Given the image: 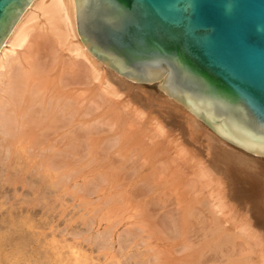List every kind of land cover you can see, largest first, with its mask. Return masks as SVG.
Returning a JSON list of instances; mask_svg holds the SVG:
<instances>
[{
	"label": "bare ground",
	"instance_id": "bare-ground-1",
	"mask_svg": "<svg viewBox=\"0 0 264 264\" xmlns=\"http://www.w3.org/2000/svg\"><path fill=\"white\" fill-rule=\"evenodd\" d=\"M166 74L165 72L160 80L154 82L156 86L161 84ZM133 83L101 65L85 50L76 32L73 0H31L28 3L0 46L1 235L3 231L8 235L10 230H13V235L19 234L18 227L15 228L20 223L16 225L19 201L30 205L47 196L43 188L49 189L52 185L60 184L61 178L65 176L63 172L70 166L69 156L77 157L78 153L84 150L90 153L94 140L92 138L100 127L108 128L109 131L114 126H119L122 131L119 132L120 136L113 141H105L104 148L106 145V148L110 149L114 145L122 144L126 139L136 140L131 149L132 152L143 156V162L139 168L131 171V176L143 166L152 167L145 178L137 177L140 180L136 183L141 184L137 185L133 194L130 193L134 197L131 198L141 201L159 186L161 192L159 194L156 192L158 195L147 203L145 207L148 210L143 207L145 209L143 216L145 214L149 216L146 217L147 221L145 223L141 221V225L135 226L136 228L130 227L128 232L126 229V232L116 237L118 249L115 251V243H109L111 233L107 231L110 227L106 229L107 233L103 231L102 234H96L98 237H89L100 258L101 256L105 258L112 252L106 264H131L133 255H125L127 245L130 246L136 239L141 244L146 243L148 235V239H153L151 236L157 235L160 243L178 238V242L174 244L176 253L177 247L185 251L178 264H264V245L260 241L263 238L258 240L259 238L252 234L255 230L251 228V224L248 225L249 220L244 214L240 216L239 208H233L234 206L228 208L230 202L242 207L243 202L253 201L252 197L256 193L253 185L238 177V173L241 170L243 173V170L248 169L247 167H250L249 165L257 158L262 157L251 155L225 142L159 90L164 101L172 107V111L163 113L165 117L160 118L146 117L142 110L138 112L135 109L128 110V105H122L124 102L108 99L109 94L117 96L118 91L129 98L127 93L129 92L131 96L137 97L135 100H140L149 107L150 102L145 97L139 94L141 99H138L137 92H132ZM100 117L102 118L99 121ZM177 130L181 133L175 134ZM128 132L132 134L131 137H128ZM102 177L100 174L101 179L96 178L99 183L108 179L107 176V179ZM222 178L226 180V185L223 184ZM62 181L66 182L64 179ZM98 182L97 185L92 182L96 186L87 189L88 195L99 189ZM60 187L63 186L60 184ZM37 189L43 193V196L38 198L39 193L38 199ZM207 189L210 190L209 194L216 197L215 206L219 216L209 211L211 202H208L206 197ZM46 199L50 201L47 197ZM151 202V206L158 209L157 213L150 210ZM247 208L253 216L258 214L255 216L256 221L261 222L259 217L263 216L260 211L257 212L256 205ZM160 209L164 211L160 212ZM23 217L24 221L28 218ZM23 223L29 230L28 233H24L27 236L23 238L25 235L21 234V237L17 234L18 239L23 238L19 239L20 241L8 239L14 245L11 243L9 244L11 247H8L13 249L12 247L16 248L17 244L18 249L20 244L19 247L23 250L26 244L34 242V246L43 248L42 244L37 246L40 238L37 241L38 232L33 231L35 225L28 220ZM228 224L229 227L226 226ZM2 229L6 231H1ZM140 231L142 235L136 234ZM125 234L126 236L128 234V239H125ZM74 235L78 237L79 234ZM51 242L53 241L49 243ZM138 244L135 243L131 247H137ZM29 245L24 247L27 252L30 251ZM73 247L70 251L74 254L76 252ZM2 248L0 246V250ZM59 248L52 245L47 249L43 248L40 253L38 249L35 252L32 249L30 251L32 255H28L27 252L26 255L21 249H16L21 252H18L21 256L18 255L17 258L23 260V263L20 261L21 263L17 264H68ZM3 254L0 256L1 261L5 260ZM14 254L11 250V255ZM75 257L70 260H74ZM11 258L12 256H8V260ZM172 258L175 260L170 264H176L177 257ZM6 260L3 262H8ZM16 261L18 260L14 262ZM145 261L148 260L144 259ZM157 261L159 262L158 258ZM80 262L76 259L77 264H81ZM136 264L144 263L141 261Z\"/></svg>",
	"mask_w": 264,
	"mask_h": 264
},
{
	"label": "water",
	"instance_id": "water-1",
	"mask_svg": "<svg viewBox=\"0 0 264 264\" xmlns=\"http://www.w3.org/2000/svg\"><path fill=\"white\" fill-rule=\"evenodd\" d=\"M31 0H0V46ZM101 65L156 88L225 142L264 157V0H73Z\"/></svg>",
	"mask_w": 264,
	"mask_h": 264
},
{
	"label": "rangeland",
	"instance_id": "rangeland-1",
	"mask_svg": "<svg viewBox=\"0 0 264 264\" xmlns=\"http://www.w3.org/2000/svg\"><path fill=\"white\" fill-rule=\"evenodd\" d=\"M135 87H137V88H135ZM132 88H133V90H132L133 93L137 92L138 96L140 94L141 97L142 96L145 97L150 102L149 107L144 105V103L142 101L140 102V100H135V99H137V97L131 96L132 94L129 92H127L129 94V98L126 96V94L118 91L116 93L117 96H114V94L112 93V94L108 95V99L111 101L124 102V104L122 103V105H128L127 106L128 110L135 109L137 112L139 110H142L143 112H145L144 116H146V117H149V116L155 117V118L165 117L163 113H165V112L167 113V112L172 111L171 110L172 107L164 101L163 96L158 92V89L156 88L155 83L154 84H143L140 86H137V85H135V83H133ZM110 92H111V90H110ZM144 92H146V93H144ZM140 96L138 97V99H141ZM129 99L131 100V102ZM154 100H155V102H154ZM125 101L128 103H126ZM127 109H126V111H127ZM101 113H103V112L101 111ZM101 118L102 117H100L99 121L101 120ZM119 128H120L119 126H117V127L114 126L112 128V130L109 129V131H108V128H105V127L101 128L100 127L98 132L92 138L94 140H93V147L90 148V153H86L85 152L86 150H84V151H81L82 153H78L79 155L77 154L79 157L78 156L75 157V155L73 157L69 156L68 165H70V166L65 169V171L63 172L64 173L63 175H65V176L63 178H61V181L59 182L63 187H60V184H56L55 186L52 185L51 186L52 188L49 187V189H47L48 187H45L46 189L41 187V191L46 190V191H44V193H46L47 196H45L46 195L45 194L44 198H40L39 200L34 201V203H32L30 205L28 203H22L19 201V204L17 206L19 208H18V215H17L18 218L16 217L17 218L16 220L17 221L19 220V221L18 222L16 221V225L19 222L23 223V222H26L27 220L31 221L32 225H35V229L33 231L35 233L38 232L37 233L38 239L36 238L37 241L40 238V240L38 241V244L36 243L37 246H41V244H42V245H44L43 248H45V249L52 247V245H55L57 247L59 246L60 247L59 250H60L61 254L63 253V258H65L67 260L68 264H77L76 259L81 261L80 262L81 264H85V263L86 264H97V260H98L99 264H102V263L106 264L110 260L109 254H111L112 252H110L108 255H106L105 258H102V256L100 258V256L97 255V251L95 250L96 247L92 243V240H91V242L89 241L90 238L97 236L96 234H99V233L102 234L103 231H105L104 233H107V232H109V234L111 233L110 234L111 236H109V243H115L117 241L116 237L120 236L124 232H126V229L128 232V230H130L128 228H130V227L136 228L135 226L141 225V223L143 221H144V223H145V221H147L146 217L148 218L149 216H147L146 214H145V216H143L144 210L145 209L148 210L145 206L147 205V203H149L150 199L152 201L154 199V197H156V195H158L161 192V191H159V190H161L160 186H159L158 188L151 191V193L148 194L143 200L140 201V200L133 199L134 197L131 194H133V191L138 187L137 185L141 184V182L137 184L136 181H139L140 179L145 178V176L149 173V171H151L152 167L150 165L143 166L142 169H140L139 171L136 172V174L131 176V171L139 168V166L143 162V159H142L143 156L136 154L134 151L132 152L131 148L133 147V145L135 144V141H136L134 136L133 137H134L135 141H131L130 139H128L129 141H127V139H126V141H124V142L122 141L123 142L122 144L119 143L118 145H114L113 146L114 148L112 147L110 149H107L106 145L104 148V146H103L104 143H106L108 141H113L114 139H117L120 136L119 132L121 130ZM170 130H173V128H170ZM129 133L130 132H128V137L129 136L131 137L132 134H129ZM178 133H181V132H179L178 130L175 131V134H178ZM195 147H196V145H195ZM130 152H132V153L130 154ZM138 156H140V157H138ZM260 161H261V163H260ZM254 163L249 165L250 167H247L248 169H244L243 173H242V170L238 173L239 174L238 177H240L241 179H243V180H245V181H247L253 185L252 186L253 190H254V192H256L254 194V196L252 197L253 201L252 200L249 202L247 201L246 203L243 202L242 207L240 205L237 206L238 204L234 205L233 203L230 202V204L228 203V208H232V206H234L233 208H239L240 211L239 210L238 211L240 212V216H242L244 214V216H246L247 220H249L248 225L251 224L250 225L251 228H253V230H255V231H253L252 234L254 236H256L257 238H259L258 240L263 238L260 241L264 245V234H263V232H264V224H263V221H264V203L261 204V202H264V157L259 158V159L257 158V160H255ZM106 171H107V173H106ZM100 174H101V177L103 175L104 176L106 175L108 177V179L106 178V176L102 177L103 179H107L103 183L98 182L99 181L98 179H101ZM138 176L141 177L139 180L137 179ZM96 178H98V179H96ZM63 179L66 182L63 183V181H62ZM92 182L95 183L96 185L98 182L100 186H97V188L99 187V189L97 191L95 190L96 191L95 193H93L92 195H88L87 189H89L90 186H91V188H92V186H94V187L96 186ZM222 182L224 185H226V180H224L223 178H222ZM160 183H162V182L160 181ZM57 186L59 188H57ZM150 186H151V183H150ZM42 188H43V190H42ZM93 190H94V188H93ZM39 191L40 190H38V193L36 194V198L39 195V193H40V196H38V198L43 196L42 195L43 193L41 191L40 192ZM206 191H208L207 194L205 192L206 197L208 199V202L209 201L211 202L209 211H211V213L214 212L213 214H215V215L218 214L217 216H219V213H218L216 206H215L217 204V202H215L216 201L215 195L209 194V191H210L209 189H207ZM55 196L56 197L58 196V197L56 198ZM46 197L48 199H50V201L48 200L49 202L47 201ZM131 197H133V198H131ZM210 198H211V200H210ZM44 199H46V200H44ZM60 200H61V202H60ZM151 205H152V202L150 204V210L152 209L151 211L157 213L158 209L154 208ZM255 205L257 207V212L260 211L261 215L263 216V218L261 216L259 217L261 222L256 221L255 216H257L258 214H255L253 216V214L248 211L247 207H250V206L254 207ZM245 206H246V208H245ZM143 207H145V209ZM241 208H242V211H241ZM159 211L163 212L164 210L160 209ZM207 213H209V212L207 211ZM20 214H21V216H19ZM23 216H28L27 220L24 221ZM21 219H22V221H21ZM20 223L18 224L19 226L17 225V226H15V228L17 229V227H18V230L21 229L22 231L17 230V232H19V234L18 233L17 234L19 236H21V234H23L22 236L25 235L23 237V238H25L27 235L24 233L25 232L28 233L29 230L27 229L28 227L25 223H23V224L21 223V226H20ZM113 224H115V225H113ZM130 224H132V226ZM24 225H26V226H24ZM112 225H113V228H112ZM226 226L229 227L230 225L228 224ZM19 227H21V228H19ZM25 227L27 230L25 229ZM109 227H110V229H108ZM147 227H148V225H147ZM111 228H112V231H110ZM256 228L259 231H257ZM261 228H262V230H261ZM16 229H15V232H16ZM88 229H90V231ZM106 229H108L107 232H106ZM3 230H5V229H2L1 231H3ZM70 230H72V231H70ZM10 231H8V235H7V233H5L3 231L2 232L3 236L1 235V232H0V239H1L0 244L2 242L6 244L7 242H5V241H8V239H11V238L15 239V241L20 239V238L19 239L17 238L16 233H15L16 235L12 234L13 230H10ZM3 233L6 235H4ZM11 234L13 237L11 236ZM74 234H79V235H77L79 238L76 237V235H74ZM136 234L142 235L143 233H141V231H140V232H136ZM146 235L147 234H145V236ZM5 236H8L7 239L5 238L6 240L4 239ZM9 236H10V238H9ZM124 236H126V234ZM127 236H128V234H127ZM127 236L125 239L129 238V236L128 237ZM150 236H151V234H150ZM1 237H3V238H1ZM41 237L44 239L46 238V239L44 240ZM23 238H21L20 240H22ZM148 238H149V235H148ZM148 238L145 240L146 243L141 244L138 242L139 240L136 239V240H134L135 242L132 243L130 246L127 245L128 247H126L127 249L125 251V255H133V257L130 260L131 264H136V262L138 263L141 261L144 264L145 263L146 264H158L159 262H160L159 264H170V262H173L175 260L172 257H177L176 264H178L180 262V260L184 257L182 255L185 254V251L183 252V250H180L177 247L176 249H177L178 253H176V251L174 249V247H175L174 244L178 242V238L177 239H175V238L167 239V240H164L162 243H160L161 241L158 242L157 235L151 236V238H153V239H148ZM12 239L9 241H12ZM83 239L88 240L90 243L88 241H87L88 243L83 241ZM2 240H4V241H2ZM9 241L6 245H4L3 243L0 245L1 248L4 245L5 247H3V248L7 249V250H2L3 249L2 248L1 250L5 251V252H2L0 250V256L2 255V253H4L3 255L5 256L4 257L5 260L6 259L8 260V256H10V257L12 256L11 260L12 259L13 260L11 261L9 259L8 262H3L5 260L2 259V261L0 260V263L1 262H3V264H5V263L6 264L7 263L8 264L9 263L10 264H13V263L17 264V263H21V262L23 263V260H19L20 257L17 258L18 255L21 256V254H20L21 252L17 251V250L21 249V247H19L20 244H18L19 245L18 249H17V244H16V248L12 247L14 249L13 250V249H10V247H11V245H13V243L11 242L12 243L11 244ZM50 241H53V242L49 243ZM66 242H68V243H66ZM135 243L138 244V246L137 247H131ZM163 243H164V245H163ZM9 244H11V245H9ZM29 244L28 245H29L30 251L32 249H34V252L36 249H38V252L43 251V248H41V247L37 248L36 245L34 246V242H32V243L29 242ZM28 245L26 244V246H24V245L23 246L26 248V247H28ZM62 245H65V246L63 247ZM67 245L69 246V248ZM8 246H10V247H8ZM73 246H75V247H73ZM24 247H23L24 251L22 249H21V251L25 252V254H26L27 250L24 249ZM72 247L74 248V252H76L74 254L71 253V251H70V248H72ZM148 248H150V249H148ZM151 248L153 249V251L154 250L155 251L154 252L151 251ZM263 248H264V246H263ZM8 249H9V252H7ZM116 249H118V246L115 243L114 251ZM11 250H12V254H14V252L17 251L16 254H14L16 257H14V255H11ZM68 250L70 251V253ZM142 250L145 253H142L143 252ZM157 250H159V251H157ZM160 250H161V252H160ZM30 251L27 252L28 255L29 254L32 255L30 253ZM180 251L183 253H181ZM6 252H7V255H6ZM18 252H20V253H18ZM163 252L165 254H163ZM65 253H67V254H65ZM135 254H137L136 255V256H138L137 258H136V256H134ZM158 254L159 255L161 254V255L158 256ZM176 254H178V255H176ZM156 255L158 257H156ZM72 257H75L76 259L74 258V260L71 261L70 259H72ZM155 258H156V260H155ZM157 258L159 259V262L157 261ZM164 258L167 259V260L165 259L166 262L164 261ZM169 258H171V259L169 260ZM21 259H22V257H21ZM144 259L148 260V261L144 262ZM160 259L161 260L163 259L162 261H164V262H162ZM15 260H18V261L14 262Z\"/></svg>",
	"mask_w": 264,
	"mask_h": 264
}]
</instances>
